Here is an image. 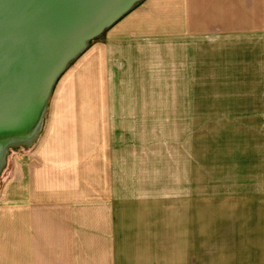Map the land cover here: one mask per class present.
<instances>
[{
	"label": "crops",
	"instance_id": "1",
	"mask_svg": "<svg viewBox=\"0 0 264 264\" xmlns=\"http://www.w3.org/2000/svg\"><path fill=\"white\" fill-rule=\"evenodd\" d=\"M106 39L81 56L59 81L57 98L37 136L31 129L0 131V264H145L148 260L133 258L137 262H129L116 255L111 240L110 194L115 162L109 145L95 141L94 131L89 130L93 124L89 123L96 118L86 111L88 105L92 109L98 102L86 99L87 83L103 82V73L109 68V75L114 65L121 66L124 74L129 72L127 50L139 57L136 64L141 67L142 80L145 72H153L148 67L153 63L154 72L168 76L167 83L150 87L148 92L165 96L145 98L143 91L140 96L125 95L130 101L127 104L135 105L138 112L141 109L143 116L155 117L156 111L165 107L174 115L190 110L185 93L180 91L173 100L168 94L172 88L187 92L184 89L191 88L190 72L195 69L202 73L200 82L206 83L208 72L217 74L243 66L247 83L258 80L264 92V0H146L114 24ZM147 46L158 47L155 55ZM195 52L199 56L193 55ZM256 55L262 63L255 58L252 69L247 58ZM111 78L112 74L110 82ZM120 80L124 88L126 81ZM144 88L148 90V85ZM252 101V114L264 119V107L263 112H257L261 107ZM261 101L264 106V93ZM119 115L123 114H118V120ZM97 116L103 121L107 114ZM183 167L184 172L170 178V183L178 179L185 189L177 193L170 188L167 193L173 204L178 194L184 196L185 215H189L184 226V256H171L164 264H264V205L258 207L264 189L261 193L235 189L223 193L221 189L219 194L217 190L206 194L200 184L193 194L187 181V163ZM98 191L110 194V199L97 202ZM116 196L124 200L130 195ZM211 201L225 205L232 217L245 211L237 220L232 218V225L227 219L225 223L216 220L227 230L226 234L216 231L213 248L208 244L209 216L204 212V202ZM193 205L194 210L188 212ZM216 218L225 217L218 212ZM197 221L198 225L193 223ZM209 247L214 251L210 250V255Z\"/></svg>",
	"mask_w": 264,
	"mask_h": 264
},
{
	"label": "rangeland",
	"instance_id": "2",
	"mask_svg": "<svg viewBox=\"0 0 264 264\" xmlns=\"http://www.w3.org/2000/svg\"><path fill=\"white\" fill-rule=\"evenodd\" d=\"M145 1L135 3L127 14L135 11ZM120 20L121 18L117 22ZM112 26L86 42L78 55L74 56L62 69L63 71L53 82L54 85L47 94L42 107V117L31 132L32 134L38 135L44 128L43 119L47 112L51 111L49 106L57 98L58 93L55 95V91L64 74L72 69L80 57L95 44L106 43L107 33ZM147 47L151 49V55H155L158 47ZM135 54L131 50L126 52L129 72L124 74L121 66L114 65L111 68L112 72L109 73L113 75L111 82L108 80V68L103 73V82L87 83L86 99L89 101L95 99L98 102L92 109L88 105L86 111L93 113L96 118L94 123H89L93 124L89 130L94 131L96 142L109 145L113 164L115 162L114 166H116H113L110 177L113 211L111 240L114 242L116 255L128 258L129 262L131 260L137 262L133 258H146L148 260L144 262L145 264H164L171 256L180 258L184 256V236L187 234L184 226L189 220V215H185L184 200H182L184 196L178 194L175 199L176 204H173L171 196L167 193L170 188L175 189L177 193L185 189V184L180 183L178 179L170 183V178L172 180L177 174L184 172V162L187 163V181L192 184L193 194L200 189V184L203 185L204 192H208L206 194H215L216 190L219 194L221 189L223 193H229L233 189L236 192L261 193L263 191L264 119L252 114L254 108L251 101L252 97H255L256 101H253L256 102V106L261 107L257 112H263L264 106L261 100L264 92L258 80L247 83V75L242 70L243 66L231 67L228 71L223 69L217 73L218 75L208 72L209 81L206 83L200 82L202 73L199 69H195L190 72L191 88L184 89L187 92H182L181 89L174 90V88L171 89L172 92L169 90L170 87L168 89L170 92L168 98L171 100L176 95L185 93L188 96L185 102L188 101L191 104L190 110L187 108L185 113L183 111L174 115L176 113H168V108L165 107L157 110L155 117L146 113L143 116L141 109L138 112L135 110V105L127 104L130 101L126 96H140L142 91L145 98L165 96L163 93L149 95L148 92H151L150 87L167 83L168 76L166 73L163 76L160 72H154L155 63H153L148 66L153 72H145L144 80H142L141 67L136 64L139 57ZM194 54L199 56L198 52ZM255 58L258 61L257 55L252 59L247 58L252 69L255 66ZM151 59L156 62V58ZM121 77L126 81L123 83L124 88L120 86ZM195 78L199 81H195ZM180 80H183V77H180ZM144 85H148V90L144 88ZM122 89L126 93L123 94ZM163 103H165L164 100ZM99 105H101L100 108ZM99 113L107 114L105 119L102 117L103 121H98ZM110 113L112 121L108 117ZM120 113L123 115H119L120 120H118L117 116ZM100 192H97V202L110 199V194L104 195L103 191ZM116 194L130 196L123 200ZM213 196L210 199H213ZM259 197L258 207L264 205V196L261 194ZM256 204L255 202V206ZM220 205L222 204L218 201L217 203L204 202V212L209 216L208 244L211 248L215 246L216 231L226 234L227 228L221 227L220 224L225 223L227 219L232 225V218L235 217L237 220L240 215L235 213L232 217L228 208ZM193 210L194 205L188 212ZM218 212L225 218H216ZM228 212L229 216H227ZM216 220L224 221L221 223ZM217 222L219 225L216 227ZM193 223L198 225V221ZM233 225L240 228L238 224ZM235 237L239 239L238 234ZM211 248L208 250L209 255L211 252L214 253ZM150 259L154 261H149Z\"/></svg>",
	"mask_w": 264,
	"mask_h": 264
},
{
	"label": "water",
	"instance_id": "3",
	"mask_svg": "<svg viewBox=\"0 0 264 264\" xmlns=\"http://www.w3.org/2000/svg\"><path fill=\"white\" fill-rule=\"evenodd\" d=\"M141 0H0V131L34 130L58 75Z\"/></svg>",
	"mask_w": 264,
	"mask_h": 264
}]
</instances>
